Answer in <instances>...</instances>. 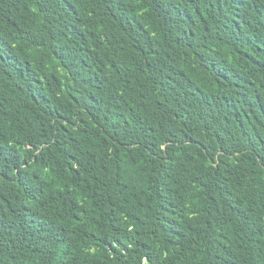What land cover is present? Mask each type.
Masks as SVG:
<instances>
[{
	"label": "trees",
	"instance_id": "16d2710c",
	"mask_svg": "<svg viewBox=\"0 0 264 264\" xmlns=\"http://www.w3.org/2000/svg\"><path fill=\"white\" fill-rule=\"evenodd\" d=\"M0 264H264V0H0Z\"/></svg>",
	"mask_w": 264,
	"mask_h": 264
}]
</instances>
